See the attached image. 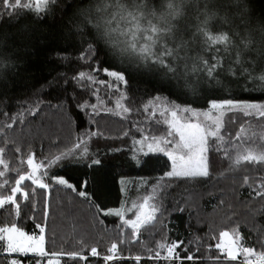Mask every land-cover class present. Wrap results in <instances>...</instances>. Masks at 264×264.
Instances as JSON below:
<instances>
[{
    "label": "trees",
    "instance_id": "obj_1",
    "mask_svg": "<svg viewBox=\"0 0 264 264\" xmlns=\"http://www.w3.org/2000/svg\"><path fill=\"white\" fill-rule=\"evenodd\" d=\"M90 6L89 0H59L51 11L37 13L27 8L6 9L0 0V12L3 13L0 18V101H3V108L8 114L15 116L17 112L22 113L20 122L13 128H0V146L6 147L10 157L15 155L10 148L19 146L22 158H26L27 152H35L38 157L43 155L45 159H52L61 151H67V147L76 142L78 137H83L96 150L90 154L99 155L102 166L85 168L84 161H78L72 165L56 166L50 171L69 177L73 182L87 175L103 183L105 195L99 202L100 206L112 211L119 210L122 217L100 215L93 204L65 188L53 185L46 222L42 206L33 212L30 207L22 205L24 211L19 218L11 206H6L0 209V226L15 223L29 234H39L36 225L43 223L46 227L47 249L78 252L89 257L87 261H81L64 256L61 264H241L243 256L231 261L215 248L221 231L232 232L237 229L242 237V245L264 251V197L259 195L260 191H264V165L246 162L234 164L237 156L247 150H264V119L258 115L245 117L238 113L224 116L221 134L226 143L221 148H226L227 152L209 153L211 175L208 178L186 181L167 179V158L160 153L145 156L138 152L140 145L137 143L146 136L166 135L167 128L162 118L154 121L143 111L145 104L155 100L156 96L163 98L158 102L161 105L170 101L203 112L208 110V102L213 98L222 100L230 95L234 98H249V103H264V93L242 89L239 84L225 80L229 84L228 92L206 82L197 95H170L156 72L128 67L127 85L121 87L117 83L119 93L101 86L99 95L103 98V104L97 102L99 111L94 115L91 112L82 114L72 106L69 93L87 96L90 103L94 100L90 91L93 85L84 82L86 87L82 91L73 81L74 74L81 69H88V64L78 60L77 56L84 47L83 42L91 37L81 38L72 34L75 38L69 39L68 36L73 21L85 7ZM160 6L161 0H148L149 8L159 12ZM207 8L209 14L213 10L218 12V18L210 22L215 32L228 31L238 25L243 33L249 25H264V0H244L239 6L227 0H211ZM244 9L243 16H236L238 11ZM204 10L205 0L183 6L184 15L179 24L185 35L194 30L197 23L194 17ZM223 17H227L230 23H225L221 19ZM242 20L248 23H242ZM189 24L193 25V29L188 28ZM201 54L212 55L210 51ZM97 55L101 62L105 61L102 52ZM249 55L254 58L255 49ZM39 99L46 101L41 105V110L35 115L28 114L23 106L34 105ZM118 99L121 105L132 111L124 113L122 108H117L115 102ZM63 101L68 102L63 103L62 107L55 106ZM7 121L8 116L5 115L0 123ZM100 123L105 127L108 124L113 126L103 129ZM93 130L96 136L91 135ZM237 135L241 136L240 141L236 140ZM218 143L210 140V144ZM133 156L143 163L136 164ZM13 164L20 171L26 170L24 164L15 160ZM115 177L125 179L128 183L121 185ZM245 178L247 183L244 182ZM6 179L11 186L15 174L10 170L5 177L0 178V195L8 194L9 188H3L2 183ZM158 185L165 187L161 189ZM145 196L153 197L150 204L161 206L163 215L157 213L160 222L154 227L142 229L140 241L119 244L121 219L134 213L132 205L141 204ZM37 199L41 200L42 197ZM180 208L183 211H179ZM28 213H32L34 219L26 218ZM130 235L131 230L123 226V238L128 240ZM169 240L185 241L183 247L187 252L178 249L181 260L165 261L163 257L167 253L164 251H161L160 258L153 255V250H160L157 246L161 242ZM114 242L118 243V253L123 258L110 262L103 260L102 256L109 254L107 249ZM4 247L5 242L0 241V264H8L9 260L7 253L2 251ZM91 247H96L101 255L90 256ZM136 255L141 256L140 261L133 260ZM186 255L195 258L189 261L184 258ZM14 257L27 264H37V258L33 255Z\"/></svg>",
    "mask_w": 264,
    "mask_h": 264
},
{
    "label": "snow or ice",
    "instance_id": "obj_2",
    "mask_svg": "<svg viewBox=\"0 0 264 264\" xmlns=\"http://www.w3.org/2000/svg\"><path fill=\"white\" fill-rule=\"evenodd\" d=\"M2 2L9 10L27 8L34 9L37 13H45L51 11L52 6L57 5L59 0H2ZM210 2L211 0H205L204 12L194 17L197 21L194 30L189 35H185L179 24V20L184 15L183 6L190 3L199 4L200 0H161L159 12L148 7V0H89L91 6L85 7L73 21L68 38H75L72 34L81 38L91 37L90 40L83 42L84 47L77 56L78 60L88 64V69H81L74 74L73 81L77 82L82 91L86 87L84 82L93 85L90 91L94 100L90 103L87 96L69 93L72 106L82 114L85 112L96 114L99 111L97 102L103 104V98L99 95L100 87L119 93L116 85L117 83L121 87L127 85L128 67L156 72L170 95L173 93L197 95L202 84L206 82L219 87L221 91L228 92L229 84L225 83V80L239 84L242 89L264 93V25H249L243 33L238 25L228 31L215 32L210 27V22L218 18V12L213 10L209 14L207 4ZM227 2L239 6L244 0H227ZM244 11L245 9L238 11L236 16H243ZM2 15L3 13L0 12V18ZM221 19L225 23H230L227 17ZM242 23L248 22L242 20ZM188 28L193 29V25L189 24ZM253 49L256 52L254 58L249 55ZM209 51L212 53L211 56L201 54ZM98 52L104 54L105 61L99 60ZM122 98L127 99V97ZM162 99L161 96H156L155 100L148 101L143 111L154 121L156 118H162V123L167 128L166 135L146 136L137 143L140 145L138 152L143 155L160 153L167 158L169 170L165 176L170 180H195L208 178L211 175L209 153L227 152L226 148H221V145L226 143L221 134L224 127L223 118L226 114L238 113L245 117L258 115L264 119V103H249L247 102L249 98H234L230 95L222 100L213 98L208 102V110L203 112L178 103L172 104L170 101L161 105L158 102ZM67 102L63 101L55 106L62 107L63 103ZM44 103L45 100L39 99L34 105L23 107L28 114L35 115ZM115 103L124 113L132 111L131 108L121 105L119 99ZM157 108L160 110L157 111ZM21 114V112H17L15 116L8 114L3 108V101H0V120L5 115L8 116V121L0 123V128H13L20 122ZM240 131L243 132L244 129L241 128ZM91 135H97L95 130ZM210 140L220 143L213 145L210 144ZM236 140L240 141L241 136L237 135ZM10 151L15 154L13 157L7 155L5 146H0V178L5 177L10 170L15 174L11 186L7 179L4 180L7 183L2 182L3 188L8 187L9 191L6 195H0V209L11 206L15 216L19 218L24 211L22 205L30 207L33 212L38 206H42L46 222L50 213L53 185H56L93 204L100 215L122 217L121 211H112L100 206L99 202L105 195L103 183H98L92 176L87 175L73 182L69 177L50 171L56 166L72 165L78 161H84L85 168L94 169L102 166L103 161L99 155L90 154L96 150L92 149L83 137H78L76 142L67 147V151H61L52 159H45L43 155L38 157L35 152H27L26 158H22V149L19 146L11 147ZM132 159L136 164L143 163L137 156H133ZM13 160L26 165V170L20 171L16 168ZM242 162L264 165V150L259 152L247 150L243 155L237 156L234 164L240 165ZM114 179L121 185L128 183L119 177ZM94 182L95 191H93ZM244 182L247 183V178ZM158 187L163 189L165 185ZM259 195L264 197V191H260ZM37 197L42 199L38 200ZM152 199V196H145L141 204L132 205L135 209V218L121 219L119 244L140 241L142 229L154 227L160 222L157 213L163 215L161 206L155 203L149 204ZM178 210L183 211L182 208ZM26 218L34 219V216L28 213ZM123 226L131 230L128 240L123 238ZM36 227L39 229V234L30 235L15 223L0 226V241L6 244L2 251L9 257L8 264H27L13 254L22 256L32 254L37 258V264H61V258L64 256L81 261L88 260L87 255L78 252H55L47 249L46 227L43 223L37 224ZM218 240L215 248L229 260L236 261L239 256H243L241 264H264V251L242 245V237L238 229L232 232L221 231ZM118 243L111 244L107 249L109 254L103 255V260L110 262L123 258L119 256ZM184 244L185 241L182 240L163 241L157 246L159 251L153 250V255L160 258L161 251H164L167 253L163 257L165 261L181 260L178 249L187 252L183 247ZM100 255L96 247H91L90 256ZM184 258L191 261L195 257L186 255ZM133 260L140 261L141 256L136 255Z\"/></svg>",
    "mask_w": 264,
    "mask_h": 264
},
{
    "label": "rangeland",
    "instance_id": "obj_3",
    "mask_svg": "<svg viewBox=\"0 0 264 264\" xmlns=\"http://www.w3.org/2000/svg\"><path fill=\"white\" fill-rule=\"evenodd\" d=\"M203 119V118H202ZM224 119V118H223ZM103 129H107L108 127H109V125H111V126H113L112 124H108L106 127L105 126H103V124L102 123H100L99 124ZM97 130H100V132L101 131H104V130H102V129H97ZM169 147H171V146H169ZM150 204V203H149ZM132 211V210H131ZM135 212L134 213H132L130 216H128V217H126L125 219H127V218H135ZM125 228H127V226H124ZM31 235V234H30ZM46 235V234H45ZM20 255V254H19Z\"/></svg>",
    "mask_w": 264,
    "mask_h": 264
},
{
    "label": "crops",
    "instance_id": "obj_4",
    "mask_svg": "<svg viewBox=\"0 0 264 264\" xmlns=\"http://www.w3.org/2000/svg\"><path fill=\"white\" fill-rule=\"evenodd\" d=\"M13 255H19V254H13ZM29 255H32V254H29Z\"/></svg>",
    "mask_w": 264,
    "mask_h": 264
}]
</instances>
